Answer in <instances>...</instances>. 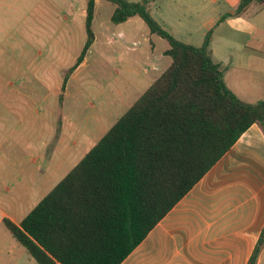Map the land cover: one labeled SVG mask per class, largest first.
I'll return each mask as SVG.
<instances>
[{
	"label": "trees",
	"instance_id": "1",
	"mask_svg": "<svg viewBox=\"0 0 264 264\" xmlns=\"http://www.w3.org/2000/svg\"><path fill=\"white\" fill-rule=\"evenodd\" d=\"M115 25L139 17L167 41L169 67L84 157L15 224H2L36 264H121L253 124L264 133V101L247 104L200 47L177 41L150 15L156 0H104ZM264 0H240L239 16ZM95 0H87L85 44L61 90L94 42ZM230 14L220 18L223 21ZM264 228L248 264H255Z\"/></svg>",
	"mask_w": 264,
	"mask_h": 264
},
{
	"label": "rangeland",
	"instance_id": "2",
	"mask_svg": "<svg viewBox=\"0 0 264 264\" xmlns=\"http://www.w3.org/2000/svg\"><path fill=\"white\" fill-rule=\"evenodd\" d=\"M86 4L87 0H0V103L5 100L19 108L5 127L23 137L27 122L37 124L27 154L39 158V170L52 175L47 188L62 179L171 62L162 56L169 47L166 40L151 35L138 17L113 24L114 5L99 0L92 23L94 44L61 90L86 41ZM238 4L157 0L149 13L177 41L200 47L208 20L235 12ZM241 14L253 17L251 11ZM253 23L257 26L253 35L236 34L226 25L215 28L212 59L242 53L263 57L264 10ZM122 32L125 37H118ZM111 37L113 45L108 42ZM152 64L163 68L158 75ZM49 165L58 170L55 176ZM0 231L4 235L0 251H26L4 226Z\"/></svg>",
	"mask_w": 264,
	"mask_h": 264
},
{
	"label": "crops",
	"instance_id": "3",
	"mask_svg": "<svg viewBox=\"0 0 264 264\" xmlns=\"http://www.w3.org/2000/svg\"><path fill=\"white\" fill-rule=\"evenodd\" d=\"M226 1L235 7L240 0ZM98 4L99 0H95L94 18ZM246 10L253 13L252 18L243 14L234 16L230 11L231 16L223 21L219 22L221 17L210 18L206 28L213 31L226 25L236 34L253 35L257 30L253 21L264 6L252 3ZM118 37L124 38L125 34L122 32ZM112 40L115 41L112 37L108 41L110 45L115 43ZM212 61L221 66L223 82L237 99L247 104L264 101V55L242 53ZM152 65V72L157 75L163 69ZM143 74L149 75V71ZM160 75L155 76V80ZM18 110L5 100L0 103V226H3V218L19 224L54 187L47 188L52 175L39 170V158L32 159L27 154V143L36 135L37 124L27 122L23 137L17 136L16 129L6 131V123ZM47 167L53 169L54 176L58 172L51 165ZM44 175L48 179L45 180ZM39 195H42L40 200ZM23 210L28 212L23 214ZM263 228L264 133L253 124L121 264H248ZM3 239L4 235L0 234V240ZM259 251L255 264H264V243ZM0 264L36 263L27 251H0Z\"/></svg>",
	"mask_w": 264,
	"mask_h": 264
}]
</instances>
